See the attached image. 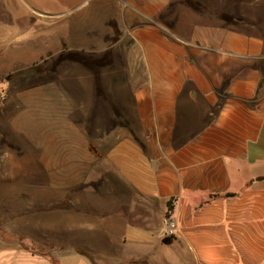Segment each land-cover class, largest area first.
Wrapping results in <instances>:
<instances>
[{
  "label": "crops",
  "instance_id": "crops-1",
  "mask_svg": "<svg viewBox=\"0 0 264 264\" xmlns=\"http://www.w3.org/2000/svg\"><path fill=\"white\" fill-rule=\"evenodd\" d=\"M136 1L156 24H178L173 0ZM184 4L205 24L146 43L143 71L133 67L124 85L129 105L117 101V117L79 116L77 131L62 128V162L80 180L46 190V207L62 212L42 231L89 230L95 246H77L80 255L53 253L50 244L49 254L14 262L0 250V264H264V5ZM59 122L47 121V147ZM59 192L77 196L60 202ZM168 207L175 230L162 237Z\"/></svg>",
  "mask_w": 264,
  "mask_h": 264
},
{
  "label": "rangeland",
  "instance_id": "rangeland-1",
  "mask_svg": "<svg viewBox=\"0 0 264 264\" xmlns=\"http://www.w3.org/2000/svg\"><path fill=\"white\" fill-rule=\"evenodd\" d=\"M186 1H172L178 24L162 26L147 19L136 0H0V250L7 258L49 254L50 244L53 253L95 246L89 230L65 236L42 231L52 227L53 214L62 212V207H46V190L72 176L80 180L78 168L62 162V128L77 131L73 121L79 116L117 117L120 108L114 104L129 105L132 97L124 85L132 83L131 70L143 71L146 43L157 44L159 35L177 38L191 25L205 24L200 14L186 9ZM190 1L222 10L235 0ZM243 2L253 9L264 5V0ZM127 51L133 60H124ZM49 119L61 121V133L47 147L41 137L49 131ZM36 135L43 142L40 149ZM47 150L54 152L55 165L47 163ZM59 193L60 202L77 196Z\"/></svg>",
  "mask_w": 264,
  "mask_h": 264
},
{
  "label": "built area",
  "instance_id": "built-area-1",
  "mask_svg": "<svg viewBox=\"0 0 264 264\" xmlns=\"http://www.w3.org/2000/svg\"><path fill=\"white\" fill-rule=\"evenodd\" d=\"M163 234L162 237H172L175 230V222L173 219V210L168 207L162 216Z\"/></svg>",
  "mask_w": 264,
  "mask_h": 264
},
{
  "label": "trees",
  "instance_id": "trees-1",
  "mask_svg": "<svg viewBox=\"0 0 264 264\" xmlns=\"http://www.w3.org/2000/svg\"><path fill=\"white\" fill-rule=\"evenodd\" d=\"M74 252L77 253V254H80V255H84V253L81 250H77L76 249V250H74Z\"/></svg>",
  "mask_w": 264,
  "mask_h": 264
},
{
  "label": "water",
  "instance_id": "water-1",
  "mask_svg": "<svg viewBox=\"0 0 264 264\" xmlns=\"http://www.w3.org/2000/svg\"><path fill=\"white\" fill-rule=\"evenodd\" d=\"M169 242H170V240H168V239L163 240V244H165V245L169 244Z\"/></svg>",
  "mask_w": 264,
  "mask_h": 264
}]
</instances>
